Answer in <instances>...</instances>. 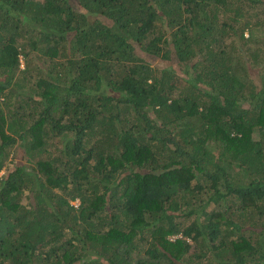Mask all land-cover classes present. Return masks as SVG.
I'll return each instance as SVG.
<instances>
[{
    "label": "trees",
    "instance_id": "obj_1",
    "mask_svg": "<svg viewBox=\"0 0 264 264\" xmlns=\"http://www.w3.org/2000/svg\"><path fill=\"white\" fill-rule=\"evenodd\" d=\"M257 8L0 0V264H264Z\"/></svg>",
    "mask_w": 264,
    "mask_h": 264
},
{
    "label": "rangeland",
    "instance_id": "obj_2",
    "mask_svg": "<svg viewBox=\"0 0 264 264\" xmlns=\"http://www.w3.org/2000/svg\"><path fill=\"white\" fill-rule=\"evenodd\" d=\"M73 1V0H72ZM262 8V7H261ZM261 10L259 8L257 9H250V10H246L244 16L248 17V20L251 21H257L259 19H264V15L261 14L260 12ZM247 15V16H246ZM264 32V25H259L256 29H255V34L257 37H260V35H262V33ZM248 33V31H246V34ZM23 62V61H22ZM16 160V158L14 157L13 159L11 157H9V161H13ZM4 172H6V170L1 171L0 175H2ZM76 204L78 203L77 201H74Z\"/></svg>",
    "mask_w": 264,
    "mask_h": 264
},
{
    "label": "clouds",
    "instance_id": "obj_3",
    "mask_svg": "<svg viewBox=\"0 0 264 264\" xmlns=\"http://www.w3.org/2000/svg\"><path fill=\"white\" fill-rule=\"evenodd\" d=\"M1 173V172H0ZM4 174V173H3ZM0 177H1V175H0Z\"/></svg>",
    "mask_w": 264,
    "mask_h": 264
}]
</instances>
